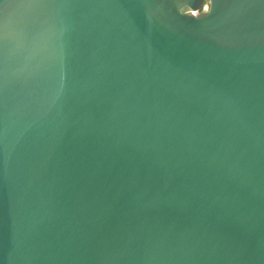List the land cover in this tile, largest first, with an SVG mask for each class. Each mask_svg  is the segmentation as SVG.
Listing matches in <instances>:
<instances>
[{"label":"water","instance_id":"water-1","mask_svg":"<svg viewBox=\"0 0 264 264\" xmlns=\"http://www.w3.org/2000/svg\"><path fill=\"white\" fill-rule=\"evenodd\" d=\"M0 264H264V0H0Z\"/></svg>","mask_w":264,"mask_h":264}]
</instances>
